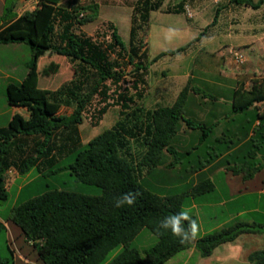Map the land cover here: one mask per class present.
Wrapping results in <instances>:
<instances>
[{"label": "trees", "instance_id": "trees-1", "mask_svg": "<svg viewBox=\"0 0 264 264\" xmlns=\"http://www.w3.org/2000/svg\"><path fill=\"white\" fill-rule=\"evenodd\" d=\"M163 1L135 0L128 44L113 24L107 26L109 35L93 37L79 31L78 27L97 18V6L72 4L71 0H37L33 10L9 23L4 20L0 45L25 43L31 59L22 81L6 86L8 104L27 108L29 117L15 114L6 127L0 128V202L8 199L5 177L10 168L19 174L36 170L39 176L27 187L40 177L67 170L75 181L96 186L101 194L91 196L47 185L42 193L19 202L4 221L6 225L0 221V233L10 230V225L18 229L16 237L22 238L24 245L17 249L29 263L19 257L12 262L0 256V264H103L119 246L122 250L106 264H165L192 246L201 257H209L217 247L240 235L264 232V224L239 220L186 242L170 230L163 235L156 230L160 221L182 212L186 198H199L214 191V184L205 176L175 195L161 196L142 184L143 176L164 165L166 154L177 153L172 138L180 123L185 121L190 126L184 119L188 86L170 107L145 111L137 105L145 92L150 65L164 56L185 51L192 43L161 52L152 62L148 61L145 37L150 14L159 11ZM229 3L258 10L264 0ZM183 6L181 2L167 13L181 14ZM87 9L91 12L84 15ZM220 11L216 9L205 30L216 23ZM59 72L70 78L54 89L39 87V79ZM234 97L235 110L264 103V80L254 83L250 90L237 89ZM111 107L119 108L114 125L82 145L77 127L84 114H90L91 124L96 126ZM61 108L72 111L63 114ZM197 126L203 128L205 124ZM70 154L73 159L69 165L56 167ZM213 158L210 155L204 161ZM176 162L173 160L166 168ZM134 192L140 195L133 206L115 207V199ZM189 217L196 220L193 215ZM144 228L157 241L142 257L131 242ZM247 261L264 264V249L250 252Z\"/></svg>", "mask_w": 264, "mask_h": 264}, {"label": "rangeland", "instance_id": "rangeland-1", "mask_svg": "<svg viewBox=\"0 0 264 264\" xmlns=\"http://www.w3.org/2000/svg\"><path fill=\"white\" fill-rule=\"evenodd\" d=\"M16 0H1L0 1V25L5 19L9 18L11 8L14 6ZM28 1V0H27ZM28 5L25 6V11L30 9L33 10L36 7V1L31 0ZM72 4L76 2L81 6H97L98 16L97 18L83 26L78 27V30L93 37H99L101 35H109L108 24H113L121 37V39L128 44L130 38V17L132 14V8L135 0H71ZM208 6L212 4L210 0H206ZM183 2L190 6L191 0H164L159 11L151 12L149 20V31L147 33L148 42V61L152 62L153 58L157 56L160 51L175 50L178 47L184 45L190 41V34L181 31L176 25H187L190 19L187 17L185 10L183 13L176 15L173 13H167V10L177 6V3ZM229 7V8H228ZM216 8H220L222 14H227L229 17L226 20L225 28L232 26V28H248L250 25H257L261 32H264V5L259 10H253L250 7H236L234 4H230L229 0H217ZM215 8V9H216ZM90 10L83 11L84 15L90 14ZM215 10L210 12L211 17L209 23L213 20ZM252 21V23H250ZM207 19L202 22L205 24ZM199 27H205V25L199 24ZM200 29V28H199ZM199 30H197L196 34ZM216 43L213 46H208L206 51L217 50L223 44L230 46H238L245 42L244 40H233L224 36L217 37ZM243 41V42H242ZM20 47H14L8 45V47L0 46V112L5 114V108L8 106L6 97V75H11L13 78L8 80L10 83H19L14 77L20 75V71L26 70V65L30 62L31 51L27 44L20 43ZM212 47V48H211ZM258 48V47H257ZM243 51V50H242ZM244 55L248 53V50L243 51ZM203 54V53H202ZM201 54V55H202ZM218 58H220L218 56ZM200 59L201 56L197 54V51H188L186 54L164 56L157 62H154L151 66L152 72L165 71L164 81L168 84L166 90L169 92V97L165 102V105L172 103L171 96L176 95V90L172 91L170 88H179L183 85L184 80L181 78L186 71L193 72L194 76L198 77L200 73ZM220 70V69H219ZM218 68L212 67L210 70H205L207 81L205 84H199L195 82V85L200 89L201 96L206 97H225L229 93L228 84L225 81H221V85L217 83L216 78H219L220 72ZM161 76V75H160ZM181 84V85H180ZM54 84H46V80L43 79V84L39 85L40 88L56 87ZM72 110L70 108H63L61 113L70 114ZM187 113V110H186ZM119 108L111 107L103 116L101 121L96 125L92 126L90 121V114H84V120L82 124L77 127V135L83 144H86L90 139L99 135L103 131L110 129L118 119ZM188 114H186V117ZM5 117V115H4ZM196 119V118H193ZM209 123V122H208ZM3 118L0 120V125H4ZM7 126V125H5ZM193 136L200 137L202 135L201 130L193 131ZM181 143H177L180 146L175 147L177 153L166 154L164 164H169L173 160H177L175 167L172 168H159L155 170L151 175L143 176L144 179L142 184L148 190L161 196L175 195L190 188V161L197 159L198 155H203L206 149L205 143L201 142L198 148L190 151V147L196 145L194 138L190 146V130L188 133H180ZM194 143V144H193ZM209 143V142H208ZM73 155H67L62 158L58 163V168H63L69 165L72 161ZM176 156V158H175ZM180 169V171L178 170ZM39 176L35 169H31L25 174H18L14 177L15 180L10 177L8 190V199L0 202V221L4 223L9 217L11 209L19 202L26 200L27 198L34 196L36 193H42L47 189V185L51 187H58L67 191H74L83 193L91 196L100 195L101 190L96 186L82 184L75 181V177L71 176L67 170H62L55 175H48L40 177L37 181L31 184L29 187H24L20 192L19 186H22L26 181H30L33 178ZM222 179V177H220ZM6 179V178H5ZM216 185L220 184L218 176H215ZM219 187V186H218ZM219 189L215 192L206 194L203 197L193 198L198 205L194 210H190V204L193 201L192 198H186L182 211L187 210L189 216H197L196 224L198 225V234L196 237L205 235L220 229L219 227L224 225H230L232 220L230 218L232 208L223 207L219 204L221 197L219 196ZM237 204V203H236ZM239 209L244 212L237 219L239 221H255L260 224H264V195L259 197L257 194L244 193V196L238 200ZM10 230H6L0 233V256L9 259L14 262L16 257H19V251L17 246L24 245L22 238H17L18 229L10 225ZM155 235L147 228L142 229L139 234L132 240L131 247L136 248L142 257H144V251L153 247L156 244ZM26 248V246L24 247ZM223 249L224 253L222 257L224 260L229 261L230 257L237 256V261L240 264H250L245 257V253L254 250L264 249V232L253 234H245L239 237V239L221 245L215 251L220 253L219 250ZM226 249V250H225ZM122 247L119 246L112 250L103 264L111 261L120 251ZM187 252L182 251L174 255L165 264H208V260L212 259L215 262L214 255L211 259H200L199 252L188 258ZM216 254V253H214ZM221 254V253H220ZM235 255V256H233ZM211 261V262H212Z\"/></svg>", "mask_w": 264, "mask_h": 264}, {"label": "crops", "instance_id": "crops-1", "mask_svg": "<svg viewBox=\"0 0 264 264\" xmlns=\"http://www.w3.org/2000/svg\"><path fill=\"white\" fill-rule=\"evenodd\" d=\"M191 1L190 6L187 4H184L183 6V8L185 6L190 8L191 17L187 16L190 19V22L185 26H176L181 31L192 36L190 37V41L184 45L190 42L192 43L185 51L177 55L186 54L188 51H197L199 57L201 56L199 76L196 77L193 72L186 71L181 77L184 80L183 85L180 84L181 86L176 89L173 87L170 88L172 91L176 90L177 92L176 95L171 96L172 103L170 105H165V102L169 97V92L166 90L168 89L166 88L168 84L164 81V76L166 74L165 71H155L151 74L152 63L146 76L145 92L143 93L142 98L137 102V105L145 111H152L160 107H170L176 101L180 91L185 86H188L189 92L185 100L184 119L190 123V126L187 125L185 121L180 123V129L172 138V147L173 149H175V147H179L180 145L177 143H181L182 140L180 138V133L183 132L186 134L189 130L190 146L193 138L195 140L194 143L196 144L190 147V151L197 149L201 142L205 143L207 150L204 151V154L198 155L196 160L190 161V185L197 184L200 176L208 177L214 184L213 192H215L216 189H219V196L221 197L219 204L223 207H228V209L232 208L229 209L231 210L230 218L232 222H235L244 212L238 207V200L244 196V193H249L251 195L257 194L260 198L264 195V144L260 145L261 142H264V125L260 124V122H264V103H255L247 110L241 111L234 109V92L237 89L250 90L254 83H259L264 80V32L262 33L257 25L252 24L250 25L249 30L248 28L243 27L235 29L232 28V26L225 28L224 25L226 24L225 22L229 15H223L222 11H220L216 23L205 30V28L212 22L211 21L209 23L208 20L211 17L210 12L214 10L216 11L217 9V0H210V4H212L211 7L208 6V2L206 0ZM254 1L256 2L257 0ZM30 2L32 1L16 0L12 10L13 12L5 22L9 23L19 17L23 12H25L24 8ZM180 3L181 2L177 4ZM236 7L238 6L236 5ZM204 19H207L205 24L202 23ZM250 23H252V21ZM199 24L200 26L205 25V27H199ZM2 25L3 23L0 27ZM197 30L199 31L196 34ZM220 36L231 38L236 41L244 40L245 42L242 41L243 44L241 43L238 46L223 44L217 50H213L212 52L209 50L207 52L206 48H208V46H213L217 42V37ZM8 45L20 47L21 44H4L6 47H8ZM145 48L148 57L147 34L145 37ZM230 50H243L244 52L248 50V53L245 56L246 62L241 66L237 65L232 58ZM164 51L165 50L158 52L157 55ZM218 56L220 58H218ZM212 67H215L216 69L218 68V70L220 69V76L219 78H216L217 83L221 85V81H225L226 84H228L227 86L230 91L225 97L215 96L208 98L205 95L201 96L200 89L197 85H195V82L199 84L206 83L207 78L205 70H211ZM25 68L28 71L27 65ZM27 71H20V75L14 77L15 80L17 82H21ZM12 78L13 77L11 75H6V86L10 84L8 80ZM69 78L70 77H65V75L59 72L44 77L43 79L46 80V84L56 83V87H58L62 82L68 80ZM43 79H39V85L43 84ZM62 109L63 108H61L60 113ZM5 112V114L0 112V120L3 118L5 123L4 125H0V128L6 127L5 125H8L9 121L15 114L21 115L25 119L29 117V112L25 107L12 106L8 104L5 108ZM186 114H188L187 117ZM197 124H205V126L202 128L201 126L198 127ZM195 130H201L202 135L200 137L193 136V131ZM256 130H260L262 134L259 131L255 132ZM259 146L262 148H259ZM210 155H214V158L210 162L205 163L204 159L208 158ZM167 165L168 164L158 166L155 170H158L160 167L166 168ZM10 169H12L10 176L13 180H15L16 177L14 176L19 173L14 168ZM178 170L180 171L179 168ZM7 175L8 173H6V176ZM215 176L219 177V185H216L215 183ZM220 177H222V179ZM36 178L37 177L30 181H26L22 186H19L20 192ZM7 190H9L8 186ZM189 207L191 211L198 207L194 199ZM193 216L195 218L197 217L195 215ZM196 221L197 218L195 222ZM243 222L252 223L253 221L248 220ZM225 226L226 225L219 228ZM239 237L237 239H239ZM217 249L218 247L214 250L211 256L201 257L200 259H211L214 255L215 262L211 259L210 262L208 260V264H240V262L237 261V256L235 255H233L235 256L233 258L230 257L229 261L224 260L222 257L224 250H219L220 254L218 251L215 252ZM196 251L197 250L194 246L186 249L185 252L188 254L185 260H188V258L190 259ZM249 253L250 252L245 253V257H247ZM19 258L24 262L29 263V261L25 260L21 255Z\"/></svg>", "mask_w": 264, "mask_h": 264}, {"label": "clouds", "instance_id": "clouds-1", "mask_svg": "<svg viewBox=\"0 0 264 264\" xmlns=\"http://www.w3.org/2000/svg\"><path fill=\"white\" fill-rule=\"evenodd\" d=\"M139 195L140 193L138 192L125 193L115 199V207H131L136 203ZM185 221L188 222L186 225L184 223ZM156 230L161 235H163L165 231L170 230L173 236L178 237L181 242H186L196 238L198 234V225L195 221L190 220L189 213L185 210L160 221Z\"/></svg>", "mask_w": 264, "mask_h": 264}, {"label": "built area", "instance_id": "built-area-1", "mask_svg": "<svg viewBox=\"0 0 264 264\" xmlns=\"http://www.w3.org/2000/svg\"><path fill=\"white\" fill-rule=\"evenodd\" d=\"M36 1V4H37V0H35ZM184 10H185V12H186V14L189 16V17H191V11H190V8L188 7V6H185L184 7ZM230 53L232 54V58H233V60H234V62L237 64V65H239V66H241V65H243L245 62H246V58H245V55H244V53L240 50V51H236V50H230ZM11 172H12V169H9L8 170V175L5 177L6 179H5V182H6V187H7V185H9V178L11 177L10 175H11Z\"/></svg>", "mask_w": 264, "mask_h": 264}]
</instances>
